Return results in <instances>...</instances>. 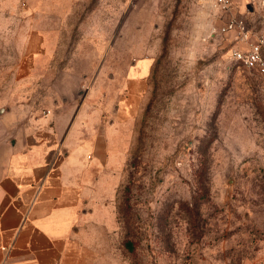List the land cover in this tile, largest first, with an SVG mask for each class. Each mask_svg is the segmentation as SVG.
<instances>
[{
  "label": "rangeland",
  "instance_id": "1",
  "mask_svg": "<svg viewBox=\"0 0 264 264\" xmlns=\"http://www.w3.org/2000/svg\"><path fill=\"white\" fill-rule=\"evenodd\" d=\"M228 2L0 0L1 155L14 123L61 156L100 133L106 264H264L263 76L224 30L264 0Z\"/></svg>",
  "mask_w": 264,
  "mask_h": 264
},
{
  "label": "crops",
  "instance_id": "2",
  "mask_svg": "<svg viewBox=\"0 0 264 264\" xmlns=\"http://www.w3.org/2000/svg\"><path fill=\"white\" fill-rule=\"evenodd\" d=\"M148 64L140 63L137 77L149 72ZM13 126V149L1 155L0 140V264H106L100 229L110 222L99 209L109 207L99 208L95 176L93 185L86 181L87 153L102 160L103 137L61 156L55 142L29 140Z\"/></svg>",
  "mask_w": 264,
  "mask_h": 264
},
{
  "label": "built area",
  "instance_id": "3",
  "mask_svg": "<svg viewBox=\"0 0 264 264\" xmlns=\"http://www.w3.org/2000/svg\"><path fill=\"white\" fill-rule=\"evenodd\" d=\"M223 9H228V0H220ZM259 28L243 16L231 13L226 20L225 31H231L235 44L230 56L240 65L261 72L264 84V4Z\"/></svg>",
  "mask_w": 264,
  "mask_h": 264
},
{
  "label": "water",
  "instance_id": "4",
  "mask_svg": "<svg viewBox=\"0 0 264 264\" xmlns=\"http://www.w3.org/2000/svg\"><path fill=\"white\" fill-rule=\"evenodd\" d=\"M12 143H13V140H12Z\"/></svg>",
  "mask_w": 264,
  "mask_h": 264
}]
</instances>
